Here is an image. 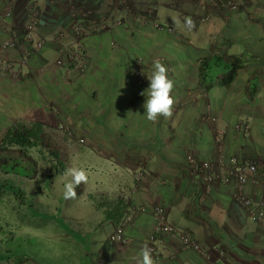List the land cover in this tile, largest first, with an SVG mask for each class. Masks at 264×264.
Here are the masks:
<instances>
[{
	"label": "rangeland",
	"instance_id": "rangeland-1",
	"mask_svg": "<svg viewBox=\"0 0 264 264\" xmlns=\"http://www.w3.org/2000/svg\"><path fill=\"white\" fill-rule=\"evenodd\" d=\"M97 3L94 6L54 7L51 11L57 12L58 16L60 12L67 13L59 16L60 21H55L66 26L69 33L61 31L51 40L38 39L36 42L32 34L40 18L39 12H43V16L48 13L47 8L42 7L41 11L33 8L28 15L29 23L17 29L30 27L29 33L20 35L13 49H1V44L9 36L0 43V71L10 73L15 80L26 82L31 79L28 64L33 59L35 63H41L44 57L51 59L47 60V66L61 72L65 85L75 86L68 90L61 82L51 79L49 74L44 75L47 95L59 97L69 93L72 99H68V106L72 109L60 111L50 100L35 113L34 118L18 112L17 104L25 99L23 96L7 101L0 98V258L4 259L0 264H100L107 257L112 261L115 242L110 240V236L117 229H122L123 223L133 214L143 213L147 210L145 207L152 206V213L159 208L164 218L167 216V209L154 198L155 194L158 196L155 190L160 186L154 170L149 173L153 182L147 189L151 199L136 202L145 207L129 206L135 201L130 191L142 186L141 179L151 163L148 158L146 161L136 157L129 159L138 155L135 150L115 147L107 137L111 129L126 134L135 131L137 139L146 141L147 146L160 144L157 137L149 135L147 127L143 128L142 134L138 133L130 116L133 112L134 116L140 117V110L133 109L132 105L144 97L140 93L148 83L146 68L152 67V61L157 58L168 69L174 88L181 93H184L183 87L190 84V65L193 64L192 73L196 72L198 83L187 93L192 106L206 104L205 98L212 89L225 90V93L214 90L208 98L214 114L217 111L218 115L221 108L231 118L224 117L226 121L220 124L209 116L210 111L205 113L210 136L218 148L224 144L227 130H232L240 140L239 150H234L229 157L224 156L225 162L219 153L220 167L217 163L198 161L190 154L185 157L184 172L193 180L190 198L173 205L172 208L176 209L172 213L184 223L201 216L205 212L203 207L211 194L209 192L214 186H223L224 183L216 176L225 174L231 158L257 164V173L248 175L240 193L248 198L244 192L249 186L259 197L251 198L254 204L264 202V0H109L104 5L102 0H98ZM185 17L194 21L191 30L183 27ZM176 20L181 23L174 24ZM92 33L84 44L85 36ZM49 43H52L50 48L54 54L44 55L43 49ZM96 49L99 51L94 52ZM10 52L15 54L14 60L7 55ZM230 55L241 57L246 65L229 87L219 86L218 81L209 85L199 84L201 60L211 57L226 59ZM211 72V77L219 80L223 70L212 69ZM138 78L141 84H138ZM54 91H59V94ZM173 97L172 117H160L150 122L154 128L160 125H168L172 129L185 128L188 119L181 116L186 103L183 97L175 94ZM94 106H100L101 112L95 114L98 117L92 121L93 117L85 113ZM71 115L76 117L73 127L65 121L71 119ZM239 122L243 127L240 132L234 129ZM87 126H91L94 135L89 128L83 131ZM218 131L224 132L225 136L215 141ZM88 132L91 136L100 137L107 148L98 139L93 140ZM137 139L132 140L129 146H134ZM114 149L119 152L116 158L111 152ZM188 156L195 165L208 164L211 181L205 183L195 175L194 168L187 164ZM71 166L85 168L89 182L76 189L75 199L65 200L62 194L63 174ZM162 182L163 186L170 185ZM206 187L209 188L207 192ZM230 187L228 213H240L243 224L247 219L234 200V184L231 183ZM203 191L204 197L200 199ZM147 218L151 219L148 215ZM217 218L222 220L221 216ZM229 218L226 217L225 221L228 222ZM105 220L111 221L114 229L102 227ZM173 226L169 225L174 232L172 235L178 240L179 250L181 244L177 234L186 233L200 249L199 256L205 263L225 264L214 258L215 253L210 256L205 247L198 245L196 236L206 230L198 231L196 226ZM256 227L264 228V225ZM235 229L236 226H221L220 230L209 232L210 236L206 237L210 238L212 246L218 245L239 254L237 248L244 252L241 244L234 245L220 238L221 233H232ZM242 230L252 231L251 226H242ZM165 239L154 228L145 241L152 249L155 264L163 259ZM250 250L246 252L249 254ZM243 260L240 257V261ZM259 262L264 264V260Z\"/></svg>",
	"mask_w": 264,
	"mask_h": 264
},
{
	"label": "crops",
	"instance_id": "crops-1",
	"mask_svg": "<svg viewBox=\"0 0 264 264\" xmlns=\"http://www.w3.org/2000/svg\"><path fill=\"white\" fill-rule=\"evenodd\" d=\"M108 1L109 0H102V4L104 5L105 2L107 3ZM97 2L98 0H0V43H2V41L5 40L13 30L18 29L19 27H23L29 23L30 19L28 15L31 9L33 10V8H38L39 11L42 10V7L47 8L48 13L43 16V12H39L40 18L38 19L39 21L36 22V27L34 33L32 34L33 39L36 42V40L38 41V39L51 40L53 37H56L57 33L61 31H64L65 34L69 33V30H67L66 26H64L63 24L60 25L58 21H55V19L60 21L59 16H64L67 13L60 12V15L58 16L57 12L54 13L53 11H51L54 7L66 8L69 6H94L98 4ZM52 3L53 5L51 7L50 5ZM7 11L9 12L7 13ZM4 12L5 14L1 15ZM90 35H93V33L85 36L83 42L84 44L85 39ZM51 44L52 43H49L48 47H44V55L46 53L50 54L52 52L54 54V50L50 48L52 46ZM98 51L99 50L96 49L94 52ZM7 55L9 56L10 60H14L13 57L15 54L13 52L8 53ZM47 60L51 59L42 57L41 63H35L33 59L31 64H28L27 71L32 76V78L26 82L22 79L15 80V77H12L10 73L0 71V98L3 101H7L13 100L14 97L18 98L19 96H23L25 99L17 104L19 106L18 112H20L23 116L27 115L28 117L34 118L35 113L38 112L40 108L43 109L47 102H49L50 100L53 101L54 105H57L59 107L60 111L72 109L71 106H68V99L71 98L69 93H64L62 96L59 95V97H52L50 93L47 95L48 88L44 84V75L49 74L51 79L57 80V82H61L63 85H65L61 79V72L59 70H53V68H50L51 66H47L46 64L49 63ZM192 65L193 64L190 65V84L183 87L184 93H181L180 90H176V88H174L172 92V95L175 94L181 98L183 97V100L186 103V109L183 111L181 116V118L185 117L188 119L185 128L172 129L168 125H160L154 128L153 125H150V121H148L143 115L144 109L142 105L145 100V97H143L142 99L135 100L132 105L133 109L135 107V109L140 110V117L134 116L132 112L130 114V116L133 117L131 118V120L136 126V130L138 133L142 134L144 130L143 128L147 127L149 135L152 137H157L160 140V144H158L156 147H149V145L147 146L146 141L137 139L135 131L126 134L125 132H119L118 129H111L110 135H107V137L110 138L111 144L113 146L121 149L130 148L135 150L138 155L134 157H128L129 159L132 160L136 157V159L146 161V159L148 158L151 163V165L148 166L147 170L150 172L147 173V171H145V175L143 174L144 177H142L141 179L142 186H136L135 189L130 191L131 193H133L135 201L134 204L129 206L132 208H135V206L145 207V205H138L136 204V202L140 199L143 202H148V200L151 199V197L147 193V189L148 184H151V182H153L151 180V176H149V173L154 170L156 173L154 176L160 181L158 182L160 183L159 189L155 190L158 191V196L155 194L154 198L157 199L159 203H162V206L167 209V216H165L167 224H171L172 226L174 225L176 227L196 226L198 231H200V229L206 230L207 232L198 233V235L196 236V239L198 241H196L198 242L200 248L205 247V251L210 256L211 253H215L216 256L214 258H216L217 261L221 259L225 264H261L259 261L264 260V228H257L256 226L263 225L256 223L243 210V212L240 210L242 216L247 219L243 224L240 222V213H228V202L231 201V183L223 184V186H214L212 192H209L211 194L208 196V200L203 207L205 212H202L201 216H196L189 219L191 222L184 223L179 218H177L175 213H172L176 209L172 208L173 205L175 206L181 204L182 201L190 198V190L193 180L189 174H186L184 172L185 169H183L185 157L187 155L190 154L198 161L217 163V166H219L218 157L220 152L223 157L222 162H225L224 160L226 158H224V156L229 157V154L234 152V150L238 151L240 148L239 137L233 134L231 132L232 130L230 132L228 130L226 131V139L224 144L221 145V148H218L212 142V138L210 136L211 133L209 120L206 119L205 113L208 114V112L210 111L211 115L209 116L217 119L220 124L224 120L226 121L225 118L229 120L231 118H228L227 115L224 114V111H221V108L218 115L217 111H215L214 114V111L212 109L213 107L211 106L212 103L209 101L208 97L210 96L212 91H216V89H212V91H209L207 93V96L205 98V100H207L206 104H204L205 102H203L201 104L198 103L192 106L191 102L188 101L187 93L198 83L196 72L192 73ZM150 71L151 66L149 65L146 68V75ZM125 79L126 81H128L129 76ZM148 85L149 81L144 90L147 89ZM65 86L68 90L75 88V86L73 88L72 86ZM38 89H40L41 92ZM59 91L54 92H57L59 94ZM221 91L225 93V90H222L220 88H218L216 92ZM78 112L82 113V111L80 110ZM99 112H101L100 106H94L93 108L89 109V113L85 114H90V118L93 117L92 121H94L96 117H98L95 114ZM73 116L75 115L70 116L72 120L70 118L65 119V121L72 127L74 125L72 122L76 124V117ZM196 120H199V122H197ZM91 124H93V122ZM88 128L90 129V133L94 135V133L91 132V126L85 127L83 131H88ZM90 133L88 132L89 136H91ZM91 137L93 140L98 139L102 144H104L105 148H107V144L102 142L100 137ZM134 139H137V141L134 143V146H129L130 142ZM111 152L113 153V156L115 158L117 155L119 156V152H117L116 149ZM108 153L111 154L110 152ZM179 167H181L182 169H180ZM162 181H166L170 185L163 186ZM172 185H174V187H171ZM244 193L245 195L249 196L250 199L252 198L255 200L259 198L257 197V193H255L254 190L252 191L249 186H246ZM145 208H147V210L143 213L136 215H134L133 213L130 214L133 215L125 223H123L121 229L122 236L125 239V242H115L116 244L113 243L112 255H114V259L112 258V261H110L107 257L105 261H100V264H134L133 257L139 252V250L145 244V241L149 237V234L153 233V229L155 228V219L153 213L151 212L152 206ZM96 213L98 215L100 214L98 211H96ZM147 215L150 216V220L147 218ZM225 215L226 217H230L229 220H227L228 222L225 221ZM218 216H221L222 220L217 218ZM99 220L101 221V218H99ZM102 224L104 225L102 227H109L110 229H114L111 221L109 220L102 221ZM221 226H236V229L232 233H221L220 238L228 242L231 241L234 245L241 244L244 252L237 248L239 254H234L232 251H227L224 248L222 249L218 245L212 246V244L210 243V238L207 239L206 236H210L209 232H217L221 229ZM242 226H251L252 231H243ZM165 238V244L164 247H162L164 248L163 251H165L163 254V259L158 260L157 264H207L205 263V260L201 256H199L200 249H189L186 251H182L178 248V240L175 235H167L165 236ZM248 249H251L249 254L246 252V250ZM240 257L244 259V262L240 261Z\"/></svg>",
	"mask_w": 264,
	"mask_h": 264
},
{
	"label": "built area",
	"instance_id": "built-area-1",
	"mask_svg": "<svg viewBox=\"0 0 264 264\" xmlns=\"http://www.w3.org/2000/svg\"><path fill=\"white\" fill-rule=\"evenodd\" d=\"M30 27L23 28L20 30H13L11 34L9 35L8 40L3 42L1 44V49L8 50L13 49L15 47V43L17 38H20V35H27L29 33ZM139 79V78H138ZM141 79H139L138 84H141ZM234 129L236 131L242 130V123H238L235 125ZM240 132V131H239ZM224 132L218 131L215 134V141H219L222 138H224ZM187 164L189 166H192L195 171L196 176H200L201 179L206 183L211 181V176L209 175V166L208 164H194L193 159L188 156L186 158ZM257 164L255 162L251 161H238L237 159L231 158L229 161V168L226 170L225 174L223 176H216V179L224 184L232 183L234 184L235 194H234V200L235 202L247 213L249 217L252 218V220L258 222L259 224L264 225V202L260 203L259 205L254 204V202L243 196L240 193L241 187L248 181L247 177L248 175H254L257 173ZM254 183V182H253ZM209 190L208 187L205 188V192ZM204 191L200 196V199L204 197ZM153 214L155 217V231L158 235H172L174 234L173 230L169 227V225L166 223L164 218V213L161 209L155 208L153 210ZM179 237V241L181 244V250L186 251L189 249L192 250H198V246L193 244L190 237L186 233L177 234ZM110 240L117 243H124L125 240L122 238V232L121 229H117L111 236Z\"/></svg>",
	"mask_w": 264,
	"mask_h": 264
},
{
	"label": "clouds",
	"instance_id": "clouds-1",
	"mask_svg": "<svg viewBox=\"0 0 264 264\" xmlns=\"http://www.w3.org/2000/svg\"><path fill=\"white\" fill-rule=\"evenodd\" d=\"M174 24L179 25L181 22L176 20ZM183 27L191 30L194 27V21L191 17H185ZM145 75V74H144ZM149 81L146 90L140 93L145 97L142 105L144 116L150 122H155L158 118H171L175 98L172 95L174 81L168 77V69L160 59L152 61L151 71L145 75ZM89 175L85 168L71 166L63 174V198L65 200L75 199L77 197L76 189L80 185H87ZM134 264H155L152 256V249L147 244L143 245L139 252L133 257Z\"/></svg>",
	"mask_w": 264,
	"mask_h": 264
},
{
	"label": "trees",
	"instance_id": "trees-1",
	"mask_svg": "<svg viewBox=\"0 0 264 264\" xmlns=\"http://www.w3.org/2000/svg\"><path fill=\"white\" fill-rule=\"evenodd\" d=\"M245 65V61L241 57L234 55L226 56V59H222V57H211L209 60H201L199 84L209 85L214 81H218L217 83L219 86L224 88L229 87L234 82L237 73L243 69ZM212 69L223 70L219 80L211 77V73H213L211 72ZM207 78H211V81H207ZM1 260L4 259L0 258V261Z\"/></svg>",
	"mask_w": 264,
	"mask_h": 264
}]
</instances>
